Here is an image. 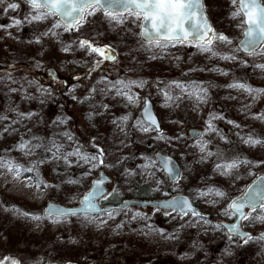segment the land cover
I'll return each mask as SVG.
<instances>
[{"label": "rangeland", "instance_id": "1", "mask_svg": "<svg viewBox=\"0 0 264 264\" xmlns=\"http://www.w3.org/2000/svg\"><path fill=\"white\" fill-rule=\"evenodd\" d=\"M204 2L214 29L232 39L235 46L242 37V29L237 27L241 18H232L231 14L235 10L232 0ZM2 7L0 6V9ZM28 12V7L22 3L20 10L14 13L10 11L5 14L0 10V25L10 23L9 17L23 19ZM52 23L54 20L49 18L33 24L25 22L19 28L0 29V53L8 57L2 59L3 56H0V61L8 65H27L39 72L38 77L57 72L61 78L70 82L74 75H81L75 79V83L63 89V93H66L74 104L73 110L78 113L81 121L78 139L72 130L73 115L69 117L62 106L58 109L51 106L55 103V91L58 89L56 82L38 81L32 85L26 82L25 72L9 70L7 74L12 78L24 79V85L18 83L20 87L6 89L0 94V115H7L9 118L8 121L0 122V158L11 159L25 168L44 158L43 150H37L35 156H24L16 150V146L22 137H39L43 124L53 117L48 112L52 109L56 113L58 124V118L67 121L62 124L63 132H70L76 141H83L85 145H90L94 139L98 145L106 148L109 153L108 162L116 163V167L97 169L78 185L68 184L66 181L70 178L80 179L87 166L67 168L62 162L53 160L39 165L31 173L22 172L19 175L14 169L9 171L6 167H0V258L11 256L19 259L22 264H37V261L41 264H264V241H250L248 244H243L238 238L229 241L226 230L213 231L210 225L203 222L194 223L191 217H185L183 220L178 217L173 219L171 216H165L162 211L155 212L151 207L131 208L132 211L146 213L150 217L147 221H130L131 213L127 216L121 213L106 224H101L100 219H94L92 216L85 218L82 215L67 217L60 223H54L50 219H31L32 215L43 216V210L50 202L67 206L78 204L81 195L91 187L92 181L99 176L100 171L113 178L109 189L111 192L113 188L119 187V197L125 196V191L129 193L127 189L135 179L154 185L153 177H142L139 174V165L145 162L143 157L154 158L158 151L172 155L182 165L184 179L179 190L173 192L190 197H195L197 190L204 189L207 185L219 188L234 199L256 175L264 173V167H242L234 178L221 177L213 171L216 157L201 161V154L195 148L185 147L186 144L196 142L189 130L196 128L203 132L205 122L212 113L224 117L214 123L221 130V135H226L231 141L225 143L214 134L206 136L205 139L211 140L209 147L213 152L219 149L228 158L239 156L253 163L264 161V144L249 147L236 135L240 132L245 137L264 136V120L253 118L264 113V92L255 94L253 99L247 93L227 87L230 83L240 81L250 84L253 88L264 89V69L256 67L257 64H264V55L245 56L240 53L238 60L233 62L210 58L209 54L201 53L195 47L186 46L184 51L182 46H177L170 47L163 53L157 49V58L151 59L153 52L145 51L141 47L139 29L131 20L117 25L98 13L89 18L80 33H63L61 29L57 30L62 33L58 37L42 36ZM81 35L95 37V41L101 45H111L117 56L116 61H105L96 72L89 73L92 58L86 56L84 51L76 50L75 47L68 52L62 50ZM37 37H40V43H36ZM48 48L54 49V54L49 55ZM221 50L227 52L228 48L221 46ZM241 60L247 62L241 63ZM155 65L161 67L158 69ZM213 69H220L228 75H221ZM144 70H152V76ZM101 76L113 81L120 78L146 80L148 83L142 90L133 89L140 96L139 103H129L126 99L115 97L114 92L107 95L100 93L99 88L104 85H97L96 81ZM193 80L209 89L207 103L196 107L193 101L184 98L170 107L163 106L164 98L158 93V87L162 88L171 81L188 83ZM158 81H163L164 84L158 85ZM93 86L97 88L96 93L90 91ZM42 90L51 92V95ZM172 94L178 95L179 90L173 88ZM73 96L76 99H73ZM86 96L91 98L85 100ZM147 97L154 102L164 133L173 137L177 134L185 136L179 145L175 142L169 144L163 140L157 141L151 138L155 133L146 135L132 127L141 116L143 101ZM36 101L39 104L37 109H19L20 102L23 103V109L24 102ZM104 104L109 106L107 111L102 107ZM17 112L24 113L25 116L29 113L35 115L13 125L18 131L10 130L5 133V124L17 119ZM123 115H129L130 119L123 125L124 132H121L112 120ZM228 120L241 125L243 131L228 124ZM39 124L40 129L36 128ZM58 140L69 143L62 136ZM11 149H14L15 153L7 154ZM125 169L136 175H122ZM156 176L167 180L162 172H156ZM166 188L165 186L161 191H156L153 199H162L159 196ZM207 199L212 201L213 197ZM215 199V204L195 200L205 219L213 223L233 221V218L220 214L227 201ZM24 212L29 213V216L22 215ZM101 216L107 219L106 215ZM119 224L124 226L117 227ZM147 224H151L153 229L162 230L164 235L150 230ZM248 224L254 226L248 227ZM243 226L252 231L254 236L264 230V223L259 221L245 222ZM169 235L173 238L167 239ZM213 252H216L214 259H210Z\"/></svg>", "mask_w": 264, "mask_h": 264}, {"label": "snow or ice", "instance_id": "2", "mask_svg": "<svg viewBox=\"0 0 264 264\" xmlns=\"http://www.w3.org/2000/svg\"><path fill=\"white\" fill-rule=\"evenodd\" d=\"M21 3L26 5L29 12L23 19L9 17L10 23L0 25V29H11L13 27H22L26 22L33 24L34 22H43L52 18L54 23L51 24L48 31L42 33V36L58 37L62 33L76 32L80 33L85 24L89 22L90 17L101 13L110 22L117 25H123L131 20V23L139 29V36L142 38L141 47L145 51L153 52L151 59L157 58L155 50L163 53L166 49L177 46L195 47L199 52L209 54L210 58H219L224 61H237L238 54L243 53L245 56H253L256 54L264 55V0H232V6L235 9L232 12V18L240 17V23L237 27L242 29V34L245 37L238 44L233 46L234 42L223 33L217 32L209 23L205 15L204 6L201 0H18V2H9V0H0V6H3V13L8 14L17 12L21 8ZM11 35V33H8ZM36 43H40V37L36 38ZM221 46L228 48L227 52L221 50ZM84 51L86 56L91 57L88 71L89 73L96 72L105 61L115 62L117 57L111 45H101L95 41V37L78 36L72 43L66 45L62 50L68 52L73 48ZM179 59V57H177ZM241 63H246V60H241ZM256 67L264 69V64H257ZM203 71V69H200ZM221 75L227 76L228 73L220 69ZM13 83L15 81L13 80ZM32 83V82H30ZM146 80L132 79H116L115 81L101 76L96 81L97 85H104L99 88V92L107 95L113 93L115 97L126 99L129 103H139L140 96L133 89H143L147 85ZM157 84H164L163 81H158ZM229 89H236L252 96L255 99V94L264 92V89L253 88L250 84L235 81L227 85ZM173 88L179 90L178 95H173ZM75 89H72L74 91ZM15 91V89H13ZM51 95V92L42 90ZM91 93H96L97 88L91 87ZM209 89L203 84L193 80L188 83L181 81H171L164 84V87H158V93L164 98L165 107H170L177 104L178 101L187 98L193 101L196 107L205 104L208 101ZM91 96H86L88 100ZM236 97H233L235 99ZM73 99H76L73 96ZM178 106V105H177ZM102 107L107 111L108 105ZM247 107V106H246ZM15 111V110H12ZM35 113H29L25 116L24 113H16L17 119L5 124L3 131L8 133L18 131L13 125L20 124L23 119H30ZM91 118V116H90ZM253 118L264 120V113H260ZM130 119L129 115H123L117 119H113L112 123L124 132L123 125ZM224 117L210 113L209 118L205 122L206 126L202 133L198 134L195 144H186L185 147L195 148L201 154V161L210 157H216L213 171L219 176L225 178H234L238 175L242 167L260 168L264 167V161L253 163L247 158L239 156L228 158L219 149L213 152L209 145L210 139H205L206 136L216 135L225 143H231L226 135H221V130L217 128L214 121L223 120ZM7 115H0V122L8 121ZM60 124H65L67 121L59 119ZM55 123V122H54ZM228 124L240 129L241 125L235 121L228 120ZM132 127L143 134L150 135L152 139L157 141L163 140L166 143L175 142L177 145L185 139L182 134H177L174 137L164 133L158 119L151 111V107L147 98L143 101V110L141 116L136 119ZM126 134V133H125ZM67 142H61L55 138L45 140L41 137L33 136L31 139L21 138V141L16 146V150L23 153L24 156H35L37 150H43L44 158L38 159L32 163L31 167H23L15 161L0 158V167H6L9 171L15 170L19 175L22 172L31 173L39 165L53 160L62 162L67 168L74 166L86 167L80 179H68L66 183L72 185L81 184V181L88 176H91L94 171L100 168L114 169L116 163L108 162L109 153L106 148L98 145L93 139L90 142V147L94 151L90 152L84 144L75 140L70 132L59 134ZM240 141L249 147H256L264 144V136L254 138L253 135H241L236 133ZM34 141H37L34 143ZM127 146V145H125ZM50 154V155H49ZM145 162L139 165L140 175L151 176L154 179V191H161L165 186L172 191H178L184 179L180 169L177 167L176 161L169 156L156 154L153 157H143ZM156 172H162L167 177V180L156 176ZM123 174L136 175V173L124 170ZM251 174V173H250ZM38 176L39 173L37 172ZM32 179V177H28ZM105 177L100 173L99 179L92 181L91 190L87 191L79 201L80 209H66L59 206L49 205L44 210V215H32L31 219L41 221L42 219H50L54 223H60L67 217L84 216L94 219H100L101 224L108 223L109 220H114L116 216L123 213L129 215L130 221L134 220H150V217L141 211H132L125 201L119 208H102L98 201H107L109 198L115 199L120 195L119 187L113 188L111 192H107L105 187ZM39 186V183L37 184ZM44 187H49L44 185ZM165 196L169 193L166 191ZM213 197L209 201L208 197ZM215 198L227 201L226 207L220 212L221 215L233 218L234 223L225 225L222 223H213L205 219L204 213L198 211L195 207V200H203L204 203L215 204ZM155 212H163L165 216H171L173 219L177 217L183 220L185 217L193 218L194 223L203 222L210 225L213 231H225L227 239L232 241L238 238L243 244L252 242L264 241V234L253 236L250 233L242 231L241 225L245 222L253 223L259 221L264 223V176L260 177V182L253 187H249L245 193L239 198L231 199L228 194L219 188L205 186L204 189H198L195 197H172L162 202H157L154 205ZM246 209L248 211H246ZM18 211V210H13ZM175 213V215H173ZM93 214H97L93 216ZM101 214L106 215L107 219H103ZM24 216H29V213H22ZM123 224L117 227H123ZM150 230L159 232L162 236L163 231L153 229L151 224H147ZM167 239H172L169 235ZM0 264H22V262L11 256L0 258ZM37 264H41L37 261Z\"/></svg>", "mask_w": 264, "mask_h": 264}, {"label": "trees", "instance_id": "3", "mask_svg": "<svg viewBox=\"0 0 264 264\" xmlns=\"http://www.w3.org/2000/svg\"><path fill=\"white\" fill-rule=\"evenodd\" d=\"M182 47H183L182 49L184 51H186V46L185 47L182 46ZM47 51H48L49 55L54 54V49H52V48H48ZM0 56H3L2 59L8 58L6 54L3 55L2 53H0ZM156 67H158V69H159V67H161V66L157 65ZM9 70H13V71L20 70V71L25 72L27 75V76H25L26 82H29V84H30V82H32L31 83L32 85H35L36 83H38V81H40V82L46 81V83L52 82V80L50 78L46 79V74H43L41 77H38L37 73H39V72L33 70V68L30 69V67L27 65L24 66V64H21V63L16 64V65H8V64H4L3 62L0 61V94H3L6 89L8 90L9 88L20 87V86H18V83L24 85V79L19 80L17 78H12L11 76H9L7 74L9 72ZM144 72L147 73L149 76H152V73H151L152 70H150V71L144 70ZM80 77H81V75H80ZM13 80L15 81V83H13ZM71 82H73V78L68 83H71ZM63 92H65V91H63V89L62 90L57 89L55 91V98H54L55 103L52 104L51 106L54 109H58L60 106H62L64 109V112H66L69 117L70 116L72 117V115H73V117H72L73 129L72 130L74 131V134L76 135V137L78 139L79 131H80V127H81V121H80L78 113L73 110L74 104L70 101L69 96ZM22 104H23L22 102L19 103V105H20L19 109L21 111L22 110L27 111L30 109H37L39 106L37 101L34 103L24 102V107H23V109H21ZM48 112L53 117H51L49 120H47L43 124V126H42L43 131L39 134V137L43 138L45 140V142L49 139H52L54 135H55L56 139H59L61 137L59 134L63 132V125L58 124L56 121L55 111H53L52 109H49ZM39 127H40V124L36 128H39ZM78 142L85 145V143L83 141H78ZM86 146H89V147H86ZM85 147L90 152L94 151L93 149L90 148V145H85ZM6 153L7 154H13L15 152H14V149H11V150L7 151ZM117 178H118V175H117ZM131 184H132L131 187H129V189H127V190H129V193L127 191H125L126 192L125 196H120V197L118 196L115 199L110 197L109 200L104 201V202L106 204H117V203L121 202L126 197H134V198H138V199H152V198H154V196H156V191L153 190V188H154L153 184L143 183L138 179H135L134 181H132ZM166 191L169 193L168 196L175 194V192H173L170 188L167 187L165 191L161 192L159 197H162V198L168 197V196H165V194H164ZM247 226L253 227L254 225L248 224ZM215 253L216 252H213L210 255V259H214Z\"/></svg>", "mask_w": 264, "mask_h": 264}, {"label": "water", "instance_id": "4", "mask_svg": "<svg viewBox=\"0 0 264 264\" xmlns=\"http://www.w3.org/2000/svg\"><path fill=\"white\" fill-rule=\"evenodd\" d=\"M201 2H202V4H203V6H204L205 15L207 16V18H208V20H209V23L214 27L213 22H212V20L210 19L208 13H207V10H206V6H205V2H204V0H201ZM244 38H245V37H244L243 34H242V37H241V39L238 41V43H239L241 40H243ZM141 39H142V38H141ZM238 43H237V44H238ZM50 76H51L52 79H59V78H57V74H56V73H52V74H50ZM147 99H148V101H149V104H150V107H151V111H152L153 114L156 116V118L158 119V121H159V123H160V125H161V122H160V120H159V117H158V115H157V113H156V111H155L154 103L152 102V100H151L150 98L147 97ZM142 110H143V108H142ZM142 110H141V113H142ZM200 133H202V131L199 130V129H196V128H194V129H190V130H189V134H190L194 139H196L197 136H198V134H200ZM156 154H160V155H162V156H169V157H171L174 161H176V163H177V167L180 169V171H181V173H182V168H181L180 163H179V162H178V161H177L172 155L166 154V153H164V152H158V153H156ZM155 156H156V155H155ZM101 172L103 173V175H104V177H105V184H104V187H105L106 191L109 192L108 185L112 182V178L110 177L109 174L105 173L104 171H100V173H101ZM100 173H99V176H100ZM99 176H98L97 178H95V179H99ZM261 176H264V173H260V174L256 175V176H255V177L249 182V184L246 186V188L244 189V191H243L239 196L235 197L234 199L239 198L243 193H245V192L247 191V189H248L249 187H253L254 185H257V184L260 182V177H261ZM95 179H94V180H95ZM91 186H92V184H91ZM89 190H91V187H90L87 191H89ZM87 191H85V192L82 194L80 200L82 199L83 195H84ZM176 196H178V197H190V196L187 195V194H181V193H179V194H175V195H172V196L169 197V198H164V199H137V198H127V199L123 200V201H122L121 203H119V204H111V205H107V206H103V205L101 204V201H98V203L100 204V206H101L102 208H119V207H120L125 201L127 202L128 206H129L130 208H131V207H134V206H136V207H142V208H147V207L154 208V205H155L157 202H162V201H164V200H166V199H170V198H172V197H176ZM194 203H195V202H194ZM49 205L59 206V207H63V208H66V209H80V207H81V206H80V203H79L78 205H70V206H67V205H64V204H62V203H58V202H50V203H48V204L45 206L44 210H45ZM195 207L197 208L198 211H201L200 208L196 205V203H195ZM154 209H155V208H154ZM44 210H43V214H44ZM246 211H248V210L246 209ZM93 215H97V214H93ZM234 222H235V220H233V221H231V222H226V221H224V222H222V224L230 225V224H232V223H234ZM241 227H242V231L254 235V233H253L252 231L246 230V229L244 228L243 224L241 225ZM261 234H264V230L261 231V232H259V233L257 234V236H259V235H261ZM52 264H59V263H52ZM64 264H78V263H76V262H67V263H64Z\"/></svg>", "mask_w": 264, "mask_h": 264}, {"label": "flooded vegetation", "instance_id": "5", "mask_svg": "<svg viewBox=\"0 0 264 264\" xmlns=\"http://www.w3.org/2000/svg\"><path fill=\"white\" fill-rule=\"evenodd\" d=\"M50 74V73H49ZM58 76V75H57ZM80 76V75H79ZM47 78H50L49 77V75H48V73L46 74V79ZM57 78H59V79H56V80H54V82H56V85L58 86V90H60V89H65L67 86H70L71 84H73V83H75V80L74 79H77V77H76V75H74V77H73V82H71V83H68L67 82V80H65L64 78H61V76H58ZM143 108V107H142ZM142 108H141V110H142ZM159 117V116H158ZM159 120H160V118H159ZM160 122H161V120H160ZM161 127H162V123H161ZM158 152H160V151H158ZM158 152H156V153H158ZM156 153H155V155H156ZM182 166V165H181ZM182 175H183V168H182ZM112 182H113V179H112ZM111 182V183H112ZM110 183V184H111ZM108 188H109V185H108ZM109 192H110V189H109ZM103 204H106L104 201H103Z\"/></svg>", "mask_w": 264, "mask_h": 264}]
</instances>
